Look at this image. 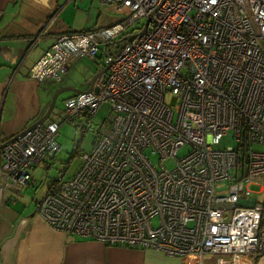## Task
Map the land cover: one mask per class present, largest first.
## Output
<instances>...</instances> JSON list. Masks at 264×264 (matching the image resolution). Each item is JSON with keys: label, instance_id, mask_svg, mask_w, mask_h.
<instances>
[{"label": "built area", "instance_id": "built-area-1", "mask_svg": "<svg viewBox=\"0 0 264 264\" xmlns=\"http://www.w3.org/2000/svg\"><path fill=\"white\" fill-rule=\"evenodd\" d=\"M99 2L115 7L117 22L59 34L28 72L58 81L75 59L100 53L97 72L108 66L64 108L65 121L89 122L107 102L108 124L36 215L66 234L183 264L206 255H216L209 264H264V198L250 189L264 193V0ZM58 129L43 121L0 141V192L33 183L31 171L59 150ZM227 136L233 145L221 147ZM225 180L228 191L216 192Z\"/></svg>", "mask_w": 264, "mask_h": 264}, {"label": "crops", "instance_id": "crops-1", "mask_svg": "<svg viewBox=\"0 0 264 264\" xmlns=\"http://www.w3.org/2000/svg\"><path fill=\"white\" fill-rule=\"evenodd\" d=\"M119 18L114 6L99 0H0V141L37 120L47 105V84L28 72L56 37L110 26ZM31 185L0 192V264H183L160 250L108 246L53 229L36 215L39 199L24 194Z\"/></svg>", "mask_w": 264, "mask_h": 264}, {"label": "rangeland", "instance_id": "rangeland-1", "mask_svg": "<svg viewBox=\"0 0 264 264\" xmlns=\"http://www.w3.org/2000/svg\"><path fill=\"white\" fill-rule=\"evenodd\" d=\"M120 47L121 43H114L109 46V48H114L116 51H118ZM100 64L104 65L102 53L99 54L95 62L88 58L81 59L79 62L77 61L68 71L66 70L60 75L58 81L54 79H45L43 84H47L50 93L46 100L47 105L49 104L52 94L60 87L67 86L74 89L86 90L89 83H84L83 80L92 72H97ZM74 96H76V94L71 90L59 93L51 113L45 119V122H55L59 125L57 135L59 150L54 154L48 155L41 164L31 171L33 183L29 186V190L24 192L27 198L31 199V196H33L35 199H40L44 195L46 189L58 176H63L64 178L71 177L80 167V155L90 151L95 144L97 131L101 126H107L108 124L107 117L110 113V105L107 102L100 104L89 122L85 116H81L80 119L75 118L71 122L65 121V101ZM165 101L169 102L168 96ZM43 113L44 112H41L40 116ZM219 145L221 147L233 145V141L227 136L221 140ZM186 151V148L179 149L178 156H182ZM152 159L154 164H157V156H152ZM228 189L229 183L227 180L217 183L216 192L224 193L228 191ZM250 189L253 192L252 196L257 200H262V198H264V193L258 192L259 184L250 185ZM215 257L216 255H206L203 258V264H209Z\"/></svg>", "mask_w": 264, "mask_h": 264}, {"label": "water", "instance_id": "water-1", "mask_svg": "<svg viewBox=\"0 0 264 264\" xmlns=\"http://www.w3.org/2000/svg\"><path fill=\"white\" fill-rule=\"evenodd\" d=\"M145 29V26L143 27V29L137 34L138 36H140L142 34V32L144 31ZM130 38L133 37V35H130L129 36ZM108 66H105L104 68H102L101 71L99 72H96L92 78L90 79L89 81V85H88V88L86 90H79V89H74V88H71V87H67V86H64V87H60L58 90H56L51 98H50V101H49V104L47 106H45L43 108V114L37 119L35 120L34 122H32L30 125H28L26 128H24L23 130H21L19 133H17L16 135L12 136L8 141H11L13 140L14 138H16L18 135H20L21 133H23L24 131L30 129L31 127H33L36 123H41L43 121H45V119L49 116V114L51 113L53 107H54V104H55V100L58 96L59 93L63 92V91H67V90H71L73 91L76 95H79V94H83V93H88L89 91L92 90L93 88V84H94V81L101 75V73L105 72L107 70ZM96 91V89H95Z\"/></svg>", "mask_w": 264, "mask_h": 264}, {"label": "flooded vegetation", "instance_id": "flooded-vegetation-1", "mask_svg": "<svg viewBox=\"0 0 264 264\" xmlns=\"http://www.w3.org/2000/svg\"><path fill=\"white\" fill-rule=\"evenodd\" d=\"M38 36V35H37Z\"/></svg>", "mask_w": 264, "mask_h": 264}]
</instances>
